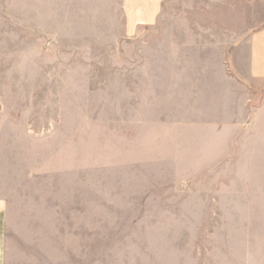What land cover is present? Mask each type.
<instances>
[{
    "label": "rangeland",
    "instance_id": "obj_1",
    "mask_svg": "<svg viewBox=\"0 0 264 264\" xmlns=\"http://www.w3.org/2000/svg\"><path fill=\"white\" fill-rule=\"evenodd\" d=\"M0 0V264H264V0Z\"/></svg>",
    "mask_w": 264,
    "mask_h": 264
},
{
    "label": "crops",
    "instance_id": "obj_2",
    "mask_svg": "<svg viewBox=\"0 0 264 264\" xmlns=\"http://www.w3.org/2000/svg\"><path fill=\"white\" fill-rule=\"evenodd\" d=\"M163 2L164 0H123L127 34H132L138 28L154 25L161 13ZM249 77L264 83V27L251 37ZM5 209L6 202L0 198V217Z\"/></svg>",
    "mask_w": 264,
    "mask_h": 264
}]
</instances>
